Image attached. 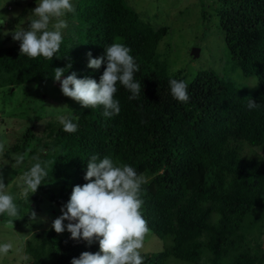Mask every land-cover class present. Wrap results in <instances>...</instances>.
I'll return each instance as SVG.
<instances>
[{"label":"trees","instance_id":"16d2710c","mask_svg":"<svg viewBox=\"0 0 264 264\" xmlns=\"http://www.w3.org/2000/svg\"><path fill=\"white\" fill-rule=\"evenodd\" d=\"M214 5L229 55L252 80L251 91L204 71L188 83L189 101H177L169 80L186 78L182 71L171 73L158 53L169 29H154L125 0H77L76 38H63L53 59L20 55L19 41L4 42L0 89L7 87L8 94L18 86L57 82V67L66 69L62 79L75 72L99 82L106 63L89 68L88 53L99 58L114 42L131 49L139 65L134 79L141 85L138 98L130 100L132 93L117 83L114 99L121 110L109 118L103 106L82 108L71 99L80 116L78 131L51 123L42 137L29 129L13 146L9 152L19 158L36 143L22 170L5 169L23 176L39 161L47 170L34 194L25 196L19 182L5 184L18 201L21 220L47 208L55 218L62 215L74 186L87 183L91 157H110L144 175L142 214L150 232L167 240L162 251L141 253L143 264H264V0ZM250 98L256 108L249 109ZM85 251H99L98 241L73 240L67 230L58 234L52 226L25 242L26 264H71Z\"/></svg>","mask_w":264,"mask_h":264},{"label":"clouds","instance_id":"9594fccd","mask_svg":"<svg viewBox=\"0 0 264 264\" xmlns=\"http://www.w3.org/2000/svg\"><path fill=\"white\" fill-rule=\"evenodd\" d=\"M74 11L72 0H37V7L28 17V27L4 31V35L11 34L14 41L20 42V55L53 59L63 41V32L68 28L64 17ZM7 20V16H0V25ZM130 53L129 47L118 42L107 46L105 54L99 58H92L89 52V68L100 69L106 63L99 82L89 77L77 78L75 72L62 79L66 69L59 67L54 69V79L60 82L63 95L78 102L82 108L103 106L105 118L118 115L120 104L114 99L117 83L132 93L130 100L137 99L141 91L140 83L134 79L139 65ZM169 85L173 98L182 103L189 101L188 82L170 79ZM257 106L250 98L249 109ZM79 119L74 112L68 118L59 117L63 130L68 133L78 131ZM4 151L5 144L0 142V153ZM23 161L24 157L20 156L16 164ZM46 176V162L33 164L22 176L24 195L36 193ZM84 179L87 183L74 186L69 201L61 208L62 215L53 221L52 228L58 234L67 230L71 239H83L89 245L98 241L99 251H85L79 258H73L71 264H143L141 250L150 232L141 211L144 203L141 189L146 183L144 175L127 164L114 163L110 157L99 159L93 155ZM7 187L0 175V216L15 217L18 207ZM35 217L33 212V220ZM12 248L10 242L0 244V255H7Z\"/></svg>","mask_w":264,"mask_h":264},{"label":"rangeland","instance_id":"374dc122","mask_svg":"<svg viewBox=\"0 0 264 264\" xmlns=\"http://www.w3.org/2000/svg\"><path fill=\"white\" fill-rule=\"evenodd\" d=\"M125 1L154 29H169L168 35L159 44L158 53L171 73L182 71L186 82L191 83L199 73L209 71L242 89H254L248 85L252 80L244 78L229 55L224 35L219 28L220 19L214 5L217 0ZM76 2L77 0H72L75 11L67 13L64 17L68 28L63 32V38H76ZM35 7L37 0H0V16L8 17L6 23L0 25V47L4 46L8 38L17 42L12 39L11 34L5 36L4 31L11 32L20 26L27 28L30 23L28 17ZM216 7L218 8L217 4ZM195 48L201 50L199 58H194L191 54ZM74 107L71 98L63 95L60 82L18 86L11 94L7 93V87L0 89V142L5 144V151L0 153V167L6 172L3 174L4 182H7L5 184H23L21 173H14L5 168L8 165L17 171L22 170L25 159L29 158V151L36 143L29 145L27 153L24 154V161L19 165L16 164L18 153L9 152L13 146L24 139L29 129L35 130L38 138L42 137L41 132L48 124L60 122L61 116L67 118L75 111ZM7 152L10 153L11 159L6 157ZM42 198L49 201L46 195ZM48 211L50 208L42 213H35L34 224L31 223L32 214L25 220H21L18 215L0 216V244H13L7 255H0V264H26V240L34 232L49 230L56 219L54 211L51 214ZM166 243L167 240L149 232L141 253H158L164 249ZM172 262L177 264L174 260L169 264Z\"/></svg>","mask_w":264,"mask_h":264},{"label":"water","instance_id":"95a60500","mask_svg":"<svg viewBox=\"0 0 264 264\" xmlns=\"http://www.w3.org/2000/svg\"><path fill=\"white\" fill-rule=\"evenodd\" d=\"M200 53H201V50L195 48L194 50H192V53H191V54H192V56H193L194 58H199Z\"/></svg>","mask_w":264,"mask_h":264}]
</instances>
